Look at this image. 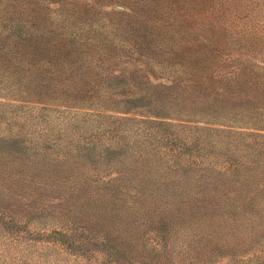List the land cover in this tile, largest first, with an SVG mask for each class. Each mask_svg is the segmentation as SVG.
Listing matches in <instances>:
<instances>
[{"label": "rangeland", "instance_id": "rangeland-1", "mask_svg": "<svg viewBox=\"0 0 264 264\" xmlns=\"http://www.w3.org/2000/svg\"><path fill=\"white\" fill-rule=\"evenodd\" d=\"M0 264H264V0H0Z\"/></svg>", "mask_w": 264, "mask_h": 264}]
</instances>
